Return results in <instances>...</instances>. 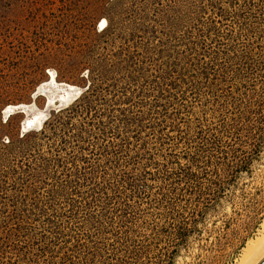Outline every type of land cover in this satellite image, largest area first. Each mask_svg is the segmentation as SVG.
Segmentation results:
<instances>
[{
	"label": "rangeland",
	"instance_id": "374dc122",
	"mask_svg": "<svg viewBox=\"0 0 264 264\" xmlns=\"http://www.w3.org/2000/svg\"><path fill=\"white\" fill-rule=\"evenodd\" d=\"M263 220L264 0H0V264H232Z\"/></svg>",
	"mask_w": 264,
	"mask_h": 264
},
{
	"label": "bare ground",
	"instance_id": "6f19581e",
	"mask_svg": "<svg viewBox=\"0 0 264 264\" xmlns=\"http://www.w3.org/2000/svg\"><path fill=\"white\" fill-rule=\"evenodd\" d=\"M103 25L105 23L104 19L99 21L98 28L101 29V22ZM50 82H54V72L49 70ZM69 87L64 89L59 94L60 104H66L73 96L78 92L71 84H68ZM39 89V88H38ZM58 94V93H57ZM55 97V96H53ZM47 105L53 102L52 97L47 98ZM27 105V104H26ZM18 105L8 104L3 109V117L11 114ZM25 104L19 105L23 110H25ZM45 118V113L42 110L32 111L29 115L25 116L22 121V131L29 129L33 126H40L43 119ZM247 242V241H246ZM264 257V220L261 223V226L257 229L256 235L253 239L249 240L245 246L242 248L241 254L237 260L232 264H258Z\"/></svg>",
	"mask_w": 264,
	"mask_h": 264
},
{
	"label": "water",
	"instance_id": "95a60500",
	"mask_svg": "<svg viewBox=\"0 0 264 264\" xmlns=\"http://www.w3.org/2000/svg\"><path fill=\"white\" fill-rule=\"evenodd\" d=\"M258 264H264V257Z\"/></svg>",
	"mask_w": 264,
	"mask_h": 264
},
{
	"label": "snow or ice",
	"instance_id": "6c2138e0",
	"mask_svg": "<svg viewBox=\"0 0 264 264\" xmlns=\"http://www.w3.org/2000/svg\"><path fill=\"white\" fill-rule=\"evenodd\" d=\"M101 26H103V21L101 22Z\"/></svg>",
	"mask_w": 264,
	"mask_h": 264
}]
</instances>
